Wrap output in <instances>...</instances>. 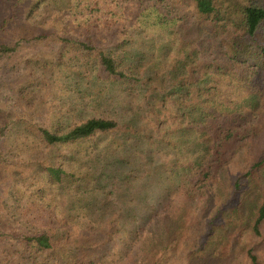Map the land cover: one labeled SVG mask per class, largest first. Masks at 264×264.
<instances>
[{
	"label": "rangeland",
	"instance_id": "374dc122",
	"mask_svg": "<svg viewBox=\"0 0 264 264\" xmlns=\"http://www.w3.org/2000/svg\"><path fill=\"white\" fill-rule=\"evenodd\" d=\"M211 35L190 0H0V46L13 48L0 52V264H251L249 250L264 264V221L253 231L264 182L237 180L264 150V100L252 109L250 91L225 85L261 132L205 179L184 174L194 136L165 97L168 69L215 52ZM100 53L138 73L133 84L107 76ZM91 117L121 126L69 144L38 131ZM36 232L53 248L34 254Z\"/></svg>",
	"mask_w": 264,
	"mask_h": 264
},
{
	"label": "trees",
	"instance_id": "16d2710c",
	"mask_svg": "<svg viewBox=\"0 0 264 264\" xmlns=\"http://www.w3.org/2000/svg\"><path fill=\"white\" fill-rule=\"evenodd\" d=\"M190 1L198 21L213 34L211 36L218 39L219 44L215 46V52L206 49L205 53H200L202 56L198 59L194 57L197 52L193 51L187 54L183 61L169 68L172 86L166 89L165 97L177 95L172 101L184 112L183 130L194 136L192 141L187 140L183 145L185 150H192L196 155L193 162L182 166L184 174L186 177L196 175L206 179L215 176L218 170L243 148L245 142L257 138L261 132L258 122L246 124L250 116L237 110L236 104L231 103L232 99L224 100L227 96L224 89L225 85L234 82L238 88L250 91L248 100L252 109L259 98L264 100V3L258 0L246 3L245 0ZM12 49L0 46V52ZM99 63L102 71L111 79L133 84L129 76L130 71L119 69L118 61L111 55L100 53ZM131 67L134 69V65ZM161 98L164 100L163 94ZM133 125L124 124V127L132 132ZM119 126L121 125L116 119L91 117L63 132H52L42 127L38 131L40 137L48 144H69L86 139L97 132L112 131ZM121 158L127 160L126 148ZM177 163L175 161V164ZM46 171L54 180H61L60 168L47 166ZM180 172L181 170L179 174ZM243 178L264 182V150L261 156L254 158L253 164L244 172H240L237 180L242 181ZM120 218L121 216H116L114 220ZM263 221L264 189L253 223L255 233H258ZM133 222L131 217L130 223H124L131 225L133 230ZM140 226L138 223L137 228ZM114 231L117 233L119 230ZM109 234L111 232L108 233L111 238ZM26 240L36 255L53 248L48 232H36L27 236ZM247 254L250 263L256 264L255 254L251 250Z\"/></svg>",
	"mask_w": 264,
	"mask_h": 264
}]
</instances>
